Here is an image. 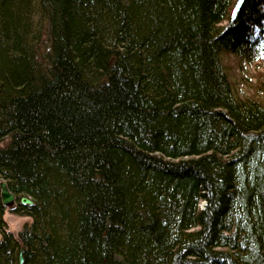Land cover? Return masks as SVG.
Wrapping results in <instances>:
<instances>
[{
  "label": "trees",
  "instance_id": "16d2710c",
  "mask_svg": "<svg viewBox=\"0 0 264 264\" xmlns=\"http://www.w3.org/2000/svg\"><path fill=\"white\" fill-rule=\"evenodd\" d=\"M0 0V264H264V0ZM32 206L19 204L20 198Z\"/></svg>",
  "mask_w": 264,
  "mask_h": 264
},
{
  "label": "rangeland",
  "instance_id": "374dc122",
  "mask_svg": "<svg viewBox=\"0 0 264 264\" xmlns=\"http://www.w3.org/2000/svg\"><path fill=\"white\" fill-rule=\"evenodd\" d=\"M224 62L234 90L239 96L259 98L260 101H264V60L261 57L243 62L234 55H225ZM14 206L5 209L3 219L8 230L17 238L23 225L30 219L20 213H14Z\"/></svg>",
  "mask_w": 264,
  "mask_h": 264
},
{
  "label": "water",
  "instance_id": "95a60500",
  "mask_svg": "<svg viewBox=\"0 0 264 264\" xmlns=\"http://www.w3.org/2000/svg\"><path fill=\"white\" fill-rule=\"evenodd\" d=\"M243 2L244 0L235 1L234 6L232 8V12H231V19L235 18ZM0 198H1V202L4 208H11L16 203L15 196L8 191L5 183H0ZM19 204L22 206H32L33 202L29 198L23 197V198H20ZM22 263H23L22 251H20L18 255V264H22Z\"/></svg>",
  "mask_w": 264,
  "mask_h": 264
}]
</instances>
